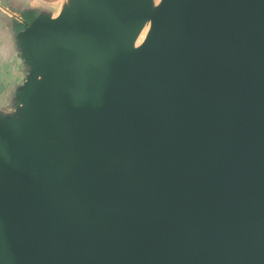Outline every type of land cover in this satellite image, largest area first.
Instances as JSON below:
<instances>
[{
  "label": "water",
  "instance_id": "1",
  "mask_svg": "<svg viewBox=\"0 0 264 264\" xmlns=\"http://www.w3.org/2000/svg\"><path fill=\"white\" fill-rule=\"evenodd\" d=\"M0 264H264V0H0Z\"/></svg>",
  "mask_w": 264,
  "mask_h": 264
},
{
  "label": "rangeland",
  "instance_id": "2",
  "mask_svg": "<svg viewBox=\"0 0 264 264\" xmlns=\"http://www.w3.org/2000/svg\"><path fill=\"white\" fill-rule=\"evenodd\" d=\"M43 1L53 3V2H56L57 0H43Z\"/></svg>",
  "mask_w": 264,
  "mask_h": 264
}]
</instances>
